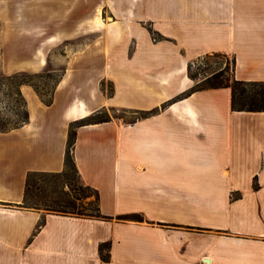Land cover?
<instances>
[{"label":"crops","instance_id":"obj_1","mask_svg":"<svg viewBox=\"0 0 264 264\" xmlns=\"http://www.w3.org/2000/svg\"><path fill=\"white\" fill-rule=\"evenodd\" d=\"M142 7L162 35L161 55L179 63L152 71L142 108L157 111L126 133L114 120L78 128L74 155L84 181L100 190L107 215H191L199 223L194 215L206 210L222 216L215 227L264 239V111H235L230 86L195 89L189 75L194 58L222 53L235 59L236 78L264 80V0H144ZM74 82L66 71L51 104L24 85L29 121L0 131V215L22 217L20 264H200L199 232L149 222L51 212L31 236L43 212L20 205L29 172L63 170L71 123L97 108L76 85L72 92ZM131 89L128 103L136 105ZM108 240L106 261L100 244ZM241 243L264 261V240Z\"/></svg>","mask_w":264,"mask_h":264},{"label":"rangeland","instance_id":"obj_2","mask_svg":"<svg viewBox=\"0 0 264 264\" xmlns=\"http://www.w3.org/2000/svg\"><path fill=\"white\" fill-rule=\"evenodd\" d=\"M143 4L144 0H0V121L10 124L9 120L20 119L28 108L24 85L35 90L37 87L44 98L54 99L66 71L75 81L72 92L76 85V92L97 106L91 114L99 113L98 117L119 122L125 133L129 123L157 111L142 108L149 103L144 87L147 85L149 90L153 84L152 71L160 67L169 70L179 63V58L161 55L162 35L151 20L144 19ZM100 7L104 25L94 21ZM226 67V76L232 75L233 57L208 54L189 62V75L199 83ZM133 87L136 105H129V89L133 91ZM35 209L43 212L41 220L45 217L47 223V213L52 211ZM204 211L194 215L199 223H193L191 215L144 216L139 222L199 232V246L205 250H201L200 264H228L230 259L232 264H264L260 256L253 255L255 249L241 248L242 241L259 246L258 240L264 239L239 237L217 228L212 224L221 222L222 216ZM21 218L0 215V264H20L16 240L24 235ZM111 219L131 220L118 216L105 220ZM41 220L31 233L34 238L43 226L40 227ZM206 253L215 257L214 263H206ZM249 257L253 260L248 262Z\"/></svg>","mask_w":264,"mask_h":264},{"label":"trees","instance_id":"obj_3","mask_svg":"<svg viewBox=\"0 0 264 264\" xmlns=\"http://www.w3.org/2000/svg\"><path fill=\"white\" fill-rule=\"evenodd\" d=\"M227 71V67L218 69L214 74L207 75L194 88L206 89L230 86L232 88L233 110L264 111V80L238 79L234 73L226 76ZM36 90L47 103L51 104L53 102V96L44 98V93L37 87ZM98 115L99 113L90 114L71 123L65 157V168L63 170H32L29 172L24 201L21 205L35 208L44 207L52 212L63 215L88 216L102 219L113 217L102 211L100 190L84 181L74 155L78 128L81 125L111 120L109 117L101 118ZM29 119L30 113L26 106L20 119L16 121L9 120L10 124L8 121H0V130L8 131L24 124ZM35 176L37 179H35ZM39 179L42 180L41 183ZM118 218L138 221L144 220V216L138 212L119 214ZM45 223L46 218L44 217L40 222V227ZM110 249L111 243L109 241L101 243V256L106 261L110 259Z\"/></svg>","mask_w":264,"mask_h":264},{"label":"bare ground","instance_id":"obj_4","mask_svg":"<svg viewBox=\"0 0 264 264\" xmlns=\"http://www.w3.org/2000/svg\"><path fill=\"white\" fill-rule=\"evenodd\" d=\"M100 9H101V7L99 8L96 17L94 18V21H95L96 25H104L105 24L104 19H102V17L100 16ZM185 69H186V66L183 68V70H185ZM84 112H85L84 113L85 116H87V115L92 113L88 109L85 110ZM204 259L206 260L207 263H213L214 262V258L212 256H205Z\"/></svg>","mask_w":264,"mask_h":264},{"label":"built area","instance_id":"obj_5","mask_svg":"<svg viewBox=\"0 0 264 264\" xmlns=\"http://www.w3.org/2000/svg\"><path fill=\"white\" fill-rule=\"evenodd\" d=\"M207 263V262H206Z\"/></svg>","mask_w":264,"mask_h":264}]
</instances>
